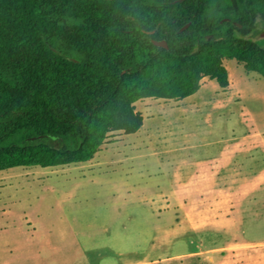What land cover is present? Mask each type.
<instances>
[{
	"label": "trees",
	"instance_id": "1",
	"mask_svg": "<svg viewBox=\"0 0 264 264\" xmlns=\"http://www.w3.org/2000/svg\"><path fill=\"white\" fill-rule=\"evenodd\" d=\"M259 22L264 0H0V171L92 160L138 101L227 90L224 59L264 79Z\"/></svg>",
	"mask_w": 264,
	"mask_h": 264
},
{
	"label": "crops",
	"instance_id": "2",
	"mask_svg": "<svg viewBox=\"0 0 264 264\" xmlns=\"http://www.w3.org/2000/svg\"><path fill=\"white\" fill-rule=\"evenodd\" d=\"M224 65L227 90L204 77L196 94L164 100L173 110L159 121L142 114L139 131L154 140L129 147L145 159L138 196L154 220L153 235L144 251L127 255V264H255L254 253L249 261L242 251L264 245L258 234L264 232V79L235 59ZM198 114L209 125L204 131ZM108 151L103 145L92 160Z\"/></svg>",
	"mask_w": 264,
	"mask_h": 264
},
{
	"label": "rangeland",
	"instance_id": "3",
	"mask_svg": "<svg viewBox=\"0 0 264 264\" xmlns=\"http://www.w3.org/2000/svg\"><path fill=\"white\" fill-rule=\"evenodd\" d=\"M249 37L264 46L261 22ZM206 87L214 93L213 85ZM135 106L156 121L173 110L171 101L154 98ZM197 116V128L206 130L204 115ZM146 134L147 129L112 132L104 143L109 151L87 162L0 171V264H127L130 252L144 251L154 220L139 204L138 192L145 185L139 169L145 159L129 146L152 144ZM150 163L157 166L154 158ZM258 234L264 238V232ZM243 249L249 261L254 253L255 264H264V245Z\"/></svg>",
	"mask_w": 264,
	"mask_h": 264
},
{
	"label": "water",
	"instance_id": "4",
	"mask_svg": "<svg viewBox=\"0 0 264 264\" xmlns=\"http://www.w3.org/2000/svg\"><path fill=\"white\" fill-rule=\"evenodd\" d=\"M190 26V24H187L186 26L182 27L180 30H179V33L185 31L188 27ZM158 28L153 30V31H145L147 34L149 35H153L157 32ZM152 42L158 46V47H163V48H168V43L166 40H155V39H152Z\"/></svg>",
	"mask_w": 264,
	"mask_h": 264
},
{
	"label": "flooded vegetation",
	"instance_id": "5",
	"mask_svg": "<svg viewBox=\"0 0 264 264\" xmlns=\"http://www.w3.org/2000/svg\"><path fill=\"white\" fill-rule=\"evenodd\" d=\"M228 21H230V19H227Z\"/></svg>",
	"mask_w": 264,
	"mask_h": 264
}]
</instances>
